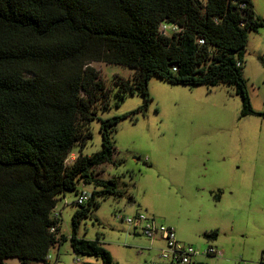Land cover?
Returning a JSON list of instances; mask_svg holds the SVG:
<instances>
[{"label":"trees","instance_id":"16d2710c","mask_svg":"<svg viewBox=\"0 0 264 264\" xmlns=\"http://www.w3.org/2000/svg\"><path fill=\"white\" fill-rule=\"evenodd\" d=\"M164 21L180 31L160 34ZM262 25L252 0H0V264L9 257L47 264L51 246L66 239L54 210L65 192L80 193V179L95 189L84 204L75 201L73 252L115 264L99 239L79 237L78 229L99 196L125 193L96 168L113 162L112 132L127 114L102 119V149L92 155L81 149L68 162L73 147L91 139L98 102L109 105L112 89L92 62L135 69L134 80L116 82L122 98L125 90L142 93L136 111L149 106V80L158 75L171 83L232 86L242 115L264 118L252 107L244 76L248 32Z\"/></svg>","mask_w":264,"mask_h":264},{"label":"rangeland","instance_id":"374dc122","mask_svg":"<svg viewBox=\"0 0 264 264\" xmlns=\"http://www.w3.org/2000/svg\"><path fill=\"white\" fill-rule=\"evenodd\" d=\"M252 3L264 19V0ZM248 36L244 76L253 109L264 112V25ZM92 65L112 89L109 105L98 102L88 124L91 139L83 148L76 144L72 153L76 158L81 149L84 155L100 151L102 119L127 114L112 132L113 162L96 168L99 177L113 178L125 193L99 196L78 236L99 239L115 264H142L152 258L142 249L148 239L133 234L123 218L145 211L174 227L186 244L201 250L212 244L216 255L199 257L203 264H264V118L242 115V99L232 86L171 83L158 75L149 80V106L136 111L145 102L142 93L125 90L122 98L116 82L134 80L135 69L104 61ZM77 189L92 193L95 186L80 179ZM76 198L75 191H67L58 201L59 236L66 239L51 246L47 264H103L101 258L73 252ZM212 231L217 237H206ZM6 264L21 263L9 257Z\"/></svg>","mask_w":264,"mask_h":264},{"label":"built area","instance_id":"2783aa9c","mask_svg":"<svg viewBox=\"0 0 264 264\" xmlns=\"http://www.w3.org/2000/svg\"><path fill=\"white\" fill-rule=\"evenodd\" d=\"M180 26L177 23L161 22L159 33L171 35L178 33ZM204 42L203 39L200 40ZM69 158L73 161L75 155L70 154ZM91 193L82 190L76 198L78 204H84L90 198ZM55 216H60L57 207L54 210ZM123 220L133 228V233L141 234L150 241H158L163 245L158 249L156 257L144 260L142 264H203L198 258L201 256L216 255V248L209 244L207 248L201 250L191 244L182 242L177 235L176 229L166 223L159 221L155 216L149 215L145 211H138L132 216L124 217ZM54 231L55 228L52 227ZM49 258V256H47ZM264 261V254L262 256Z\"/></svg>","mask_w":264,"mask_h":264},{"label":"crops","instance_id":"0c3cea01","mask_svg":"<svg viewBox=\"0 0 264 264\" xmlns=\"http://www.w3.org/2000/svg\"><path fill=\"white\" fill-rule=\"evenodd\" d=\"M57 207H58V205H57ZM136 212H138V210H137ZM136 212H135V213H136ZM60 213H61V212H60ZM133 234H134V233H133ZM135 235H141V234L136 233ZM144 237H145V236H144ZM142 245L146 246V247H144V248H142V249H147V254L150 255V256H152V257H154V256L157 255V253H158V249H159L163 244L160 243V242H158V241L153 242V241H150V240L148 239V241L143 242Z\"/></svg>","mask_w":264,"mask_h":264}]
</instances>
